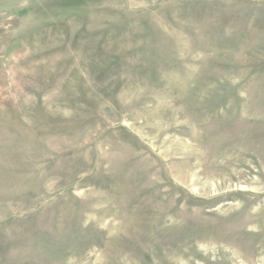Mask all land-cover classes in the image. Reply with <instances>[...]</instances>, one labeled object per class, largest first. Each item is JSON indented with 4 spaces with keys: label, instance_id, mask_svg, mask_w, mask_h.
<instances>
[{
    "label": "rangeland",
    "instance_id": "374dc122",
    "mask_svg": "<svg viewBox=\"0 0 264 264\" xmlns=\"http://www.w3.org/2000/svg\"><path fill=\"white\" fill-rule=\"evenodd\" d=\"M0 264H264V0H0Z\"/></svg>",
    "mask_w": 264,
    "mask_h": 264
}]
</instances>
